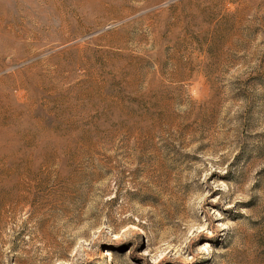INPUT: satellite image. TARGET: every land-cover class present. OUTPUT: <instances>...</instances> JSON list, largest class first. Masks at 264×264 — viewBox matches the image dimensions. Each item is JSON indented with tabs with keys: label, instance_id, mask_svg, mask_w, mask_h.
<instances>
[{
	"label": "rangeland",
	"instance_id": "obj_1",
	"mask_svg": "<svg viewBox=\"0 0 264 264\" xmlns=\"http://www.w3.org/2000/svg\"><path fill=\"white\" fill-rule=\"evenodd\" d=\"M0 264H264V0H0Z\"/></svg>",
	"mask_w": 264,
	"mask_h": 264
},
{
	"label": "bare ground",
	"instance_id": "obj_2",
	"mask_svg": "<svg viewBox=\"0 0 264 264\" xmlns=\"http://www.w3.org/2000/svg\"><path fill=\"white\" fill-rule=\"evenodd\" d=\"M111 2H112V1H111ZM111 4H112V3H111ZM86 5H87V4H86ZM86 5H85V6H86ZM88 5H89V4H88ZM80 10H81V9H80ZM82 11H85V10H82ZM83 14H84V13H83ZM85 14H86V13H85ZM85 16H86V15H85ZM63 17H64V16H63ZM104 256H108V257H107L108 259H110V258H111V255H110V253H109V252H107V251H106V252H104Z\"/></svg>",
	"mask_w": 264,
	"mask_h": 264
}]
</instances>
